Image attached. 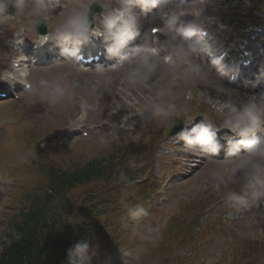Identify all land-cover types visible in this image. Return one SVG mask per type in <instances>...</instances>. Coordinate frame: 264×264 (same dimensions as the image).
Returning a JSON list of instances; mask_svg holds the SVG:
<instances>
[{"label": "rangeland", "instance_id": "rangeland-1", "mask_svg": "<svg viewBox=\"0 0 264 264\" xmlns=\"http://www.w3.org/2000/svg\"><path fill=\"white\" fill-rule=\"evenodd\" d=\"M58 3L63 6L61 9H67L69 11L74 6L75 0H60ZM112 3L111 0H99V4L104 12H107ZM208 7L210 8V4L207 6L199 4L193 7L192 10L195 12ZM100 15H102V12L99 13L98 19H100ZM221 18L224 19V15ZM24 23H26L24 17H17L0 24V58L5 54L4 60L1 61L2 65L8 64L11 57L9 51L10 46L8 44V48L6 45L7 35H19L22 33L21 26ZM23 32L27 37L32 34V31ZM147 32L148 30H146V33ZM169 55L170 51L167 58ZM131 62L132 60L125 62L121 65L118 73H112L111 78L115 79V83L108 82L110 75L106 73L103 67L83 69L78 72L69 64L65 66L59 64L55 68H48L42 71L36 69L33 70L32 74L30 72L28 79L34 82L40 78H51L54 76H62L67 82L69 81L74 89L72 90V95L77 100V105L75 102V106H73L71 100H61L59 103L50 104L47 101L41 100L38 96L28 97L25 93H20V98L17 100L0 101V121L4 123L3 128L0 129V165L7 166L8 161L9 165L22 175L24 178V189L22 190L24 194L36 188L40 190L42 186H45V179L35 170L32 164V159L34 158L29 157L30 162L27 164H19L16 162L15 158L18 153H26L33 148L36 152L37 142L40 136H62L64 132L69 130L73 122H76L77 118H79V123L86 129L87 136L80 138L76 142H71L68 145L63 144L53 150L51 149L53 146L44 144L43 147H45L46 152L43 153L42 156L41 153L36 155V158L38 156L37 160L39 161L41 157L40 163H58L68 167L79 163L83 164L89 157L106 155L109 150L108 147L122 141L125 132H127V128H131L128 130H133L138 127V134L135 135L136 140L143 130L142 123L144 120L147 121L154 117L150 104L162 101V96L158 97L156 95L157 92L161 89L174 88L175 86H178L180 90L190 81H173L172 77L168 76L165 71L161 73H157L156 71L152 72L146 80L150 84H146L145 81L143 82L144 88L142 89L145 93L144 95L140 94V100L137 103V106L140 108H147V112L151 113V117L148 115L143 121L142 119L134 120L135 116L138 114L135 112V110L138 109L137 107L134 108L129 104L124 111H119L124 108V104H127L128 96L134 89H137L135 87L137 84H130L126 78V72L129 68L136 66H133ZM179 65L180 63L177 61L176 69L178 73L184 72L187 69L186 64H183L181 69H179ZM112 66L115 67L114 64H112ZM204 79L205 76L199 77L197 83L193 85L191 81V85L194 87L200 86V83H206ZM118 80L122 81L118 82ZM107 91L108 93L105 96ZM206 93V89L202 92H198L200 95ZM83 94H85L84 97L86 99V113L79 111L84 100L82 97ZM182 95L183 91L171 94L167 103H176L180 105L179 102L181 101ZM9 121H11V123H9ZM157 123L159 127H161L162 123ZM116 127H118L117 130ZM164 127L166 128L167 125L165 124ZM142 136L144 140L151 137L147 132L142 133ZM163 143V141L158 143V153L161 156L165 151ZM135 152H138V149H135ZM135 154H133L132 159L133 165H137L138 163L135 162ZM34 161H36V159H34ZM189 163H193V161ZM231 167V158H225L224 161L218 160L215 162L209 172H205L204 168L200 170L197 167H192L190 164L187 165L186 168L173 171V173L171 171L164 172L161 176L162 181L167 180V184L171 180H174V183H180L173 184L172 187L166 185L163 188L164 191L160 192L162 196L157 201L158 203L164 202L163 204H158L161 207L159 213L163 211V214L160 215L159 218L158 216L156 217L157 221L154 225V227L158 224L163 225L160 235L169 229L170 222H166L168 216L173 215V218L177 216L185 220L192 215V210L196 208V206H192V204H199L204 201V205L208 206L213 203L217 194H225L230 190H235L230 187L235 185L231 182L226 185L221 184V189L219 191L215 187L216 184L221 181V178L227 179L226 170ZM187 170H191V173H187ZM134 171L136 170L134 169ZM205 177L209 178L210 181L207 185L204 184ZM195 180H197V183H195ZM1 181L8 183L5 178L0 176V182ZM9 185L11 184L9 183L0 187V251L2 248L1 245L11 240L7 238L6 232H9L12 218L16 215L15 212L22 207L20 205L22 198L19 192H17L18 188L15 189L14 185L10 188ZM98 186L101 185L98 184ZM142 186V183L136 184L129 189V192L137 191V189ZM85 188H94V186L88 185L80 187L77 191L82 192ZM193 193L194 196H192ZM108 195H115V191ZM128 201L134 202L136 198H131ZM258 205L259 201L258 203H253L251 207L248 208L233 207V209L236 208L240 213L234 212L232 215V223L228 225L232 231V235H230V244L225 245L219 240L213 242L211 237L208 236L207 240L204 241L202 249L195 252L191 264H240L239 261L242 257L248 256L258 249L264 250V220L258 218L254 213V209L258 207ZM226 207L228 206H225V208ZM228 211L230 210L228 209L225 212ZM219 212L221 214L223 213L221 209ZM209 215L210 213L204 214L199 219V222L206 221ZM154 216L155 215H152L149 218ZM247 219L249 221H246ZM141 220L146 222L143 217ZM148 220L152 221V219ZM104 226L110 225L105 224ZM151 235L152 233L149 232L140 249H133L128 252V264H159L150 252L152 246L157 243V240L150 238ZM231 245L234 247L231 248ZM251 245H256L257 248L255 249ZM213 251H216L217 255H222L215 262L212 258ZM230 255H233V260ZM118 256L121 257L122 255ZM210 259L213 260V263H207ZM258 262H260V260H258ZM262 264H264V260Z\"/></svg>", "mask_w": 264, "mask_h": 264}, {"label": "clouds", "instance_id": "clouds-1", "mask_svg": "<svg viewBox=\"0 0 264 264\" xmlns=\"http://www.w3.org/2000/svg\"><path fill=\"white\" fill-rule=\"evenodd\" d=\"M58 0H0V24L17 17H25L26 23L22 24L21 32L32 31L38 36L34 40L43 45L52 41L61 45V54L64 61L76 65L84 59L81 47L93 39H101L106 45V54L109 57L119 56L121 50L129 41L134 39L138 25V18L132 13L133 4L139 5L143 10L156 9L152 15L160 21L159 32L165 37L170 55V63L177 61L188 65L184 72L174 73L172 80H191L195 85L198 78L205 70L210 73V67L196 63V58L202 57L208 51L207 42L213 39L209 28L198 25L194 19L187 20L186 14L169 3V0H118V7H110L107 12L102 11V26L97 27L90 15L91 6L95 0H75L74 6L67 12H61V19L55 25L53 31L40 35L37 26L44 24L51 16V9ZM9 8L14 9V14H9ZM151 17V18H152ZM196 38H193V37ZM18 37V35L16 36ZM141 42L135 46L130 55L139 59L135 61V67H130L126 72V78L132 85L143 83L150 74L155 71L156 64L151 63L149 57L156 52L150 44L147 34H144ZM17 42H20L18 39ZM225 53H220L212 60L213 66L223 74L236 71L232 64H223ZM24 57L18 56L16 68L21 67ZM27 67L26 64H23ZM7 75L0 74V80H18L24 87V93L28 97L38 96L41 100L50 104L59 103L64 98H70L72 90L70 84L62 76L40 78L35 82L26 75L18 74L13 68ZM169 93L167 88L157 92V96ZM191 97V92L188 93ZM152 115L161 122H166L173 117L181 119L185 125L175 134L178 140H182L187 149L198 153L218 154L221 150L220 140L227 144V157L232 160V167L226 170L227 179L221 178L216 184V189H221V184L229 182L243 183L244 189L240 192L230 190L226 192V203L232 207L248 208L254 202L264 198V93L252 96L245 101L233 102L231 99L225 102L227 114L222 122V128L227 129L219 139L217 132L220 128H214L210 123H200L189 130L194 117L189 115L190 109L186 105L176 103H151ZM259 133V135H257ZM33 149L28 152L18 153L16 162L27 164L29 157L35 158ZM121 181L130 183L128 177L121 172ZM146 210L139 205L128 208V217L139 221L147 216ZM162 224L151 228V239L160 238ZM90 245L86 239H81L67 249V264H89Z\"/></svg>", "mask_w": 264, "mask_h": 264}, {"label": "trees", "instance_id": "trees-1", "mask_svg": "<svg viewBox=\"0 0 264 264\" xmlns=\"http://www.w3.org/2000/svg\"><path fill=\"white\" fill-rule=\"evenodd\" d=\"M99 164L97 162H88L86 165L76 170L63 171L57 181V188L52 189L55 193H61V189L69 187L74 182H80L83 179L91 177L98 171ZM59 189V190H58ZM55 200L52 197L46 196L42 200L34 203L33 210L21 214L22 222H17L15 229L21 233L22 237L9 243L3 254L0 255V264H26L30 263L33 257L32 251L36 248L40 240L43 227L53 228L55 220L53 216V208ZM33 207V206H32ZM8 246V245H7Z\"/></svg>", "mask_w": 264, "mask_h": 264}, {"label": "bare ground", "instance_id": "bare-ground-1", "mask_svg": "<svg viewBox=\"0 0 264 264\" xmlns=\"http://www.w3.org/2000/svg\"><path fill=\"white\" fill-rule=\"evenodd\" d=\"M213 1V0H212ZM207 11L208 10H206L205 12H203V14L204 13H207ZM148 39L150 40L151 39V36L150 35H148ZM163 43H160V45H162ZM226 46H227V44H224L223 46H221V48L222 47H224L222 50H225V48H226ZM249 54H250V56L252 57V58H250L251 59V61L253 60V58H257V61H262L263 60V58H264V53H262V52H260V51H258L257 49H249ZM152 56H157L156 54H153V55H151L150 57H149V60H150V62L151 63H155L156 64V68L159 66V64H158V59L156 58V57H152ZM134 58V57H133ZM139 58L137 57L136 58V56H135V60L137 61ZM135 60H133V62H132V65L133 66H135ZM22 63H24V64H26V60H23V61H21ZM254 67H252L251 65H249V67H246V71L247 70H254V69H256V61L254 62ZM250 72V71H249ZM245 74V73H244ZM250 74H252V77L253 78H255V76H254V74L252 73V72H250L249 74H247V75H250ZM229 75H231V74H229ZM234 75V78H236L237 76V74L236 73H234L233 74ZM247 75H245V76H247ZM146 82V84H150L148 81H145ZM233 83H235V84H238V82H233ZM138 90H140V89H142V88H144V84L143 83H138L137 84V86H135ZM250 94V93H249ZM251 96H244V101L245 100H247V99H249ZM222 134H224V132L222 133ZM208 166H211L212 164H213V161L212 160H209L208 162ZM212 167V166H211ZM211 167H209L208 169H210Z\"/></svg>", "mask_w": 264, "mask_h": 264}]
</instances>
